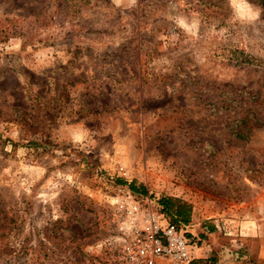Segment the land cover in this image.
<instances>
[{
    "label": "rangeland",
    "instance_id": "374dc122",
    "mask_svg": "<svg viewBox=\"0 0 264 264\" xmlns=\"http://www.w3.org/2000/svg\"><path fill=\"white\" fill-rule=\"evenodd\" d=\"M263 120L258 0H0V264H102L130 183L264 264Z\"/></svg>",
    "mask_w": 264,
    "mask_h": 264
},
{
    "label": "built area",
    "instance_id": "2783aa9c",
    "mask_svg": "<svg viewBox=\"0 0 264 264\" xmlns=\"http://www.w3.org/2000/svg\"><path fill=\"white\" fill-rule=\"evenodd\" d=\"M112 231L97 243L102 264H186L193 259L200 240L189 226H176L156 202L144 204L127 192L112 204Z\"/></svg>",
    "mask_w": 264,
    "mask_h": 264
},
{
    "label": "crops",
    "instance_id": "0c3cea01",
    "mask_svg": "<svg viewBox=\"0 0 264 264\" xmlns=\"http://www.w3.org/2000/svg\"><path fill=\"white\" fill-rule=\"evenodd\" d=\"M229 222L233 223L234 229L228 233L222 229L224 227L228 229ZM256 226L257 220L249 222L244 219H226L221 216L205 221L199 219L193 211L189 232L200 239V244L194 252L192 261L186 264H251L246 261L247 257L238 253L237 250L248 237L257 236L256 231L253 230ZM261 250L264 251V247Z\"/></svg>",
    "mask_w": 264,
    "mask_h": 264
},
{
    "label": "trees",
    "instance_id": "16d2710c",
    "mask_svg": "<svg viewBox=\"0 0 264 264\" xmlns=\"http://www.w3.org/2000/svg\"><path fill=\"white\" fill-rule=\"evenodd\" d=\"M258 1L260 2V6L264 9V0ZM252 119L254 121V127L258 126L260 120H258L255 115H252ZM237 135L239 137L243 136L242 134ZM118 182L120 184H125L123 180H118ZM127 186L136 197H144L146 195L144 187L136 188L134 183H130ZM157 205L160 212L165 215V217L171 222V224L178 227L189 226L192 219V206L186 201L180 198L165 196L157 201Z\"/></svg>",
    "mask_w": 264,
    "mask_h": 264
}]
</instances>
